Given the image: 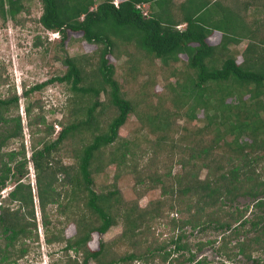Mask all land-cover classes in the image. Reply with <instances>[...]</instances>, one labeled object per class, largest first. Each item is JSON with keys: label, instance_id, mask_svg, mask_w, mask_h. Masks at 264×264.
<instances>
[{"label": "trees", "instance_id": "1", "mask_svg": "<svg viewBox=\"0 0 264 264\" xmlns=\"http://www.w3.org/2000/svg\"><path fill=\"white\" fill-rule=\"evenodd\" d=\"M40 1L42 12L38 22L44 29L59 31L63 37L67 35V31L80 32L85 42L98 46L99 59L96 70L100 80L97 78L99 80L97 85H79L83 80L81 72L83 68L74 58H66L64 62L67 70L62 76L57 75L35 84L23 93L28 95L52 81L69 82L71 90L91 94L96 98L101 91H106L109 103L117 110L106 130L94 134L81 150L76 151L75 164H63L53 153L60 149L63 141L79 130L80 126H84L85 129L92 126L96 128L94 112L99 105L98 100L87 107L85 120L64 125L62 130L56 133L55 138H50L54 124L52 122L46 124L47 132L42 136L43 139L32 146L31 160L35 169L37 197L39 207L43 211L44 225L48 224L47 205L54 203H59L60 207L64 205L59 202L63 192L57 189L58 184L71 185L73 191L84 195L81 197H84L85 205L95 215L97 221L96 224L90 225L89 222L78 220L75 235L65 238L64 253L74 251L82 258L80 262L73 258L70 264H87L90 259H93L95 264H131L134 260H144L146 263L149 257L158 256L166 260L173 253H180L175 256L177 264L192 261L195 254L188 244V235L184 229L186 226L198 228V231H204L209 227L219 231L221 243L216 251L225 259L241 255L252 264H264L259 256H253L254 252L264 249L262 179L264 167L258 168L264 161V117L261 113L264 112V61L260 59L258 64L257 57L255 65L250 56L238 63L234 56L228 55L219 66L211 65L209 61L207 63L208 59L213 58L217 48L207 41L212 32L208 21L190 16L184 20H164L160 13L150 11L148 16H143L140 9L136 8L138 3H146L148 6L150 2L157 0H118V6L112 3L113 0H102L97 4L94 0ZM22 8V0H0V15L3 18L5 16L15 18ZM179 21L186 25L182 30L176 28V25L181 23ZM226 36L220 42L223 46L227 44ZM117 41L133 42L147 54L158 58L164 65L177 61L179 54H186L188 65L195 70V74L186 76L184 81L178 83L180 93L173 97L172 105L188 104L192 116L195 115L197 107L215 111L214 114H206L207 125L191 132L194 136L190 138L188 135L186 142L176 143L180 139H172L173 136L169 133H159L155 145L161 148L164 143L171 142V146H176L179 149L177 162L181 165V171L171 175L169 168L164 176L147 173L146 187L160 185V194L164 198L156 200L154 202L156 206L151 207L150 204L140 210L136 209L134 204L119 203L117 197L112 196L117 191L105 195L96 192L92 187L91 163L96 151L118 138L119 128L133 111V104L123 95L118 81L113 78L114 68L107 58L113 53ZM246 49L249 52L251 47ZM171 88L176 89L175 86ZM246 91L249 94V101L243 98ZM227 98L230 101L227 102ZM18 100L16 93L6 97L0 95V122L7 120L5 114L10 109H18ZM31 107L26 106V114L30 121ZM171 113L173 111L163 112L162 105L159 104L156 113L146 115L145 119L151 123L157 122L154 126L164 131L165 127L170 125ZM35 122L44 124L43 114L37 115ZM211 124L214 127L208 128ZM206 133L213 135L209 141L203 136ZM21 135V121L17 116L13 130L3 137L0 136V149L7 139ZM197 135L205 140H195ZM168 138L171 140H167ZM220 140L221 146L217 144ZM171 146H168L166 153H172ZM222 146L229 150V154L216 157L214 149ZM4 155H7L6 160H3ZM26 167L27 159L22 139L18 150H10L6 154L0 151V187H4L9 179H14L15 185L8 192L7 198L19 203L15 209L8 208L9 205L6 207L0 205V227L4 240V245L0 242V264H16L9 256L10 248H15L20 237L30 236V225L36 228L33 189L30 182L25 183L21 180L26 175ZM202 168L206 169V173L200 178L198 172ZM59 174L63 175L61 181H58ZM239 195H248L252 198V205L257 211L250 217L246 216L248 209L233 206ZM112 198L121 204L116 212L113 211ZM164 203H167V210H163ZM27 206H30V210L20 214V210ZM170 211L179 213V216L170 217ZM118 218L124 224L120 237L129 241L141 240L142 243L127 250L123 255L104 259L103 256H106L108 249L104 241H101L96 249L88 244L94 232L105 233L117 223ZM154 223L166 225L170 236L159 240L153 228ZM232 239H235V242L228 248L227 245ZM46 240L59 241V237L47 236ZM202 245L203 242H198L197 249L200 250ZM26 250L25 246H21L18 248V254L22 256ZM197 262L201 264L203 261ZM220 264H226L225 260Z\"/></svg>", "mask_w": 264, "mask_h": 264}, {"label": "rangeland", "instance_id": "2", "mask_svg": "<svg viewBox=\"0 0 264 264\" xmlns=\"http://www.w3.org/2000/svg\"><path fill=\"white\" fill-rule=\"evenodd\" d=\"M100 1L102 0H94L95 4ZM256 1H259V4H264L263 0ZM22 2L23 8L15 18L9 16L3 18L0 15V95L6 97L16 93L19 98L18 109H10L5 114L7 120L0 122V136L3 137L7 132L13 130L17 116H19L22 126L21 137L7 139L0 151L6 154L10 150H18L22 139L27 159V171L21 180L25 183L30 182L33 189L37 237L35 238V229L30 225V236L20 237L15 248L9 249V256L16 264H70L73 258L80 262L82 260L80 254H76L74 251L64 253L65 238L75 235L78 220L85 223L89 222L90 225L96 224L95 215L85 205L84 197H81L80 192L73 191L71 185L58 184L57 189L63 192L59 202L64 205L60 207L59 203L48 204L46 207L48 224L44 225L43 211L39 207L37 197L35 169L31 160L32 146L41 138L43 139L42 136L47 132L46 124L51 122L57 124L59 126L58 132L70 122L85 120L87 107L93 101L98 100L99 105L96 106L94 112L97 121L96 128L92 126L85 129L84 126H80L79 130L63 141L61 148L53 153L55 158L63 164H75L77 160L76 151L81 150L82 146L87 144L94 134L106 130L117 110L109 103L106 91H101L96 98L91 94H82L71 90L69 82L52 81L40 89L31 91L28 95L23 93L24 90L35 84L45 82L57 75L62 76L67 70L64 62L66 58H74L77 64L83 68L81 70L83 80L79 85H97L100 75L96 70L99 59L96 44L85 42L80 32L67 31V35L63 37L59 31L44 29L38 22L42 12L41 1L22 0ZM230 3H234V0H230ZM243 4L245 3H242L241 6L238 4L239 9L227 7L224 10H217L219 20L211 25L208 24L212 30L216 28L221 32L230 31V37L242 36L240 37L242 40L237 45L236 43H229V48H225L226 45L223 46V43L219 44L215 49L213 58L208 59L207 63L209 61V64L219 66L228 55L234 56L238 63L250 56V60L255 65L257 64V57H259L258 64L260 59L264 61V17L260 20H247L245 17L244 20H237V14L245 8ZM218 8L224 7L219 6ZM260 11L264 14V7H260ZM220 14L223 16L221 17ZM116 43L113 53L109 54L107 58L114 68L113 78L118 81L123 95L133 104V111L130 112L125 123L119 128L118 138L96 151L91 163L92 187L96 192L105 195L117 191L112 196L117 197L119 203L134 204L136 209L140 210L150 204L151 207L152 205L156 206L154 202L164 198L160 194V185L146 187L148 185L146 183L147 173L164 176L169 168L171 175L181 171V165L177 162L179 149L176 146H171V142L164 143V140L162 142L164 145L161 148L155 145L159 133H169L173 136L172 139H180L176 143L186 142L189 138L188 135L190 138L194 136L191 135V132L207 125L206 114L211 115L215 111L213 109L206 111L197 107L194 111L195 115L192 116L188 104L172 105L173 99L180 93L178 83L184 81L186 76H194L195 74V70L188 65L186 54H179L177 61L164 65L158 58L147 54L133 42L117 41ZM247 47H251L249 52H247ZM173 86L176 89L173 90L171 88ZM247 92H244L243 98L249 101ZM188 100L191 102L190 99ZM226 101L228 102L230 99L227 98ZM159 104L162 105L163 112L173 111L170 115V125L165 127L164 131L154 126L157 122L151 123L147 118L145 119L146 115L156 113ZM27 105L32 106L31 121L26 114ZM261 113L264 117V112ZM39 114H43L44 124L35 122L36 116ZM53 127L54 131L50 138H55L57 135L56 128ZM213 127L214 125L211 124L208 128ZM203 136L209 141L213 135L206 133ZM204 138L197 135L195 140L203 141ZM167 140L171 139L168 138ZM217 144L221 146L222 140ZM169 145L172 153H166ZM214 150L216 157L229 154V150L223 146L216 147ZM6 159L7 155H4L3 160ZM263 167L264 161L260 163L258 168ZM205 173L206 169L203 168L198 172L200 178H203ZM62 178L63 175L59 174L58 181H61ZM262 179L264 180V172ZM14 185V179H9L4 187H0L1 206L9 205L8 208L10 209L19 206L17 201H10L7 198L8 192L13 189ZM111 203L113 211L116 212L121 204L119 205L113 198ZM166 204L162 205L163 210H167ZM252 204L253 200L250 196L239 195L233 206L248 209L246 216L250 217L257 211ZM28 210H30V206L21 209L20 214L28 212ZM169 215L177 218L179 213L170 211ZM28 216L27 218L31 220ZM123 228V221L118 218L117 223L105 233L94 232L88 245L96 249L99 243L104 241L108 245L107 254L104 255L105 257L103 256L104 259L123 255L127 250L138 247L142 243L141 240L129 241L120 237ZM153 228L159 240L170 236L166 225L154 223ZM184 229L195 258L182 264H198L197 260L203 261L201 264H220L222 260H225L226 264H252L250 260L241 255L232 259H225L224 256H221L216 251L217 246L221 243V234L212 227L204 231H198V228L192 229L189 226L184 227ZM1 233L0 227V242L1 245H4ZM53 235L59 237V241L48 242L46 237ZM212 240H214L213 243ZM198 242H203L200 250L197 249ZM234 242L235 239L230 240L227 245L228 248L232 247ZM21 246L27 248L22 256L18 254V248ZM185 254L188 253L185 252ZM176 255H180V253H173L166 260L155 256L154 258L149 257L146 263L144 260H134L131 264H177ZM253 256H259L264 262V249L254 252ZM87 264H95V261L90 259Z\"/></svg>", "mask_w": 264, "mask_h": 264}, {"label": "crops", "instance_id": "3", "mask_svg": "<svg viewBox=\"0 0 264 264\" xmlns=\"http://www.w3.org/2000/svg\"><path fill=\"white\" fill-rule=\"evenodd\" d=\"M242 3H245L243 4L245 5V8H243L244 10L241 9V13L237 14V20H244V17L247 18V20L263 19L264 14L261 13L260 7H264V4H259V1L256 0H234V3H230V0H157L155 2H150L147 7H149V12L160 13L164 20H184L185 17L190 16L198 18L199 20H207V24L211 25L216 20H219V15L216 13L217 10H224L225 8L227 9V7H230V9H239L240 7L238 4L241 6ZM219 6L224 8H218ZM220 16L222 17L223 15L220 14ZM179 22L181 23L177 24L176 28L181 30L184 29L186 26L185 23L182 21ZM227 32H221L218 29L213 28L211 34L207 38L208 43L218 46L224 36L231 34L230 31ZM240 37L242 36H226L227 44L225 48H229L228 45L231 42L236 43V45L240 44L242 40Z\"/></svg>", "mask_w": 264, "mask_h": 264}, {"label": "built area", "instance_id": "4", "mask_svg": "<svg viewBox=\"0 0 264 264\" xmlns=\"http://www.w3.org/2000/svg\"><path fill=\"white\" fill-rule=\"evenodd\" d=\"M112 3L115 6H118V0H113ZM136 8L140 9L143 16L149 15V10H148L146 3H138V4H136ZM54 126H55L56 132H57V130H59V126L57 124H54Z\"/></svg>", "mask_w": 264, "mask_h": 264}]
</instances>
